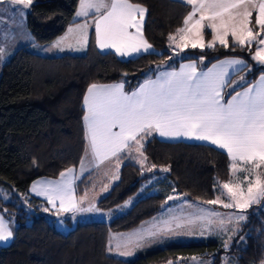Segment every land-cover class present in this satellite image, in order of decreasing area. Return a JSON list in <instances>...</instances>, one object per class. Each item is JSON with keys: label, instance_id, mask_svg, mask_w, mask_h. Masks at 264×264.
<instances>
[{"label": "trees", "instance_id": "obj_1", "mask_svg": "<svg viewBox=\"0 0 264 264\" xmlns=\"http://www.w3.org/2000/svg\"><path fill=\"white\" fill-rule=\"evenodd\" d=\"M132 2L141 3L148 10L144 33L155 52L133 58L102 52L92 28L83 52L48 56L22 46L2 65L0 185L16 191V202L20 204L5 202L17 208L18 225L12 242L0 247V264H177L193 257L211 258L212 264H223L227 256L238 264L264 262V201L244 210L247 220L227 249L224 242L212 238L141 249L133 258L108 251L110 232L137 227L161 211L174 191L193 201L215 199L217 184L231 176L230 159L209 145L149 138L143 151L148 166L155 164L157 169L142 173L138 163L126 160L118 180L97 201V206L108 209L125 202L155 175L159 190L139 197L125 213L110 221H80L63 232L57 228L56 210L31 194L30 186L36 178H56L81 162L87 144L83 99L91 84L122 81L125 91L131 92L149 76L155 77L164 68H177L182 61L197 60L201 67H207L226 56L246 59L251 71L243 86L264 72V67L255 65L252 59L253 48L235 45L230 37L227 47L216 44L213 48H186L174 55L169 37L183 27L190 6L177 0ZM78 4L79 0H35L27 13L35 41L50 43L61 37L76 22ZM251 20H255L254 13ZM204 39L207 44L211 41L207 27ZM199 57L204 58L202 63ZM240 88L235 87V91ZM229 93H234L230 84L225 88V99ZM162 167L170 171H158ZM89 179L85 176L77 183L78 195L88 189ZM46 208L51 210L45 211Z\"/></svg>", "mask_w": 264, "mask_h": 264}, {"label": "snow or ice", "instance_id": "obj_2", "mask_svg": "<svg viewBox=\"0 0 264 264\" xmlns=\"http://www.w3.org/2000/svg\"><path fill=\"white\" fill-rule=\"evenodd\" d=\"M13 6H23L27 9L33 0H8ZM192 6V11L184 20V26L177 30L176 36H170V47L174 55L177 49L191 47L213 48L216 43L227 47L229 34L240 46L256 42L258 47L252 57L258 66L264 67V0H184ZM253 10L258 15L255 24L259 32L250 27ZM147 8L132 0H79V10L76 17L84 18L82 23L68 29L75 44L83 49L88 43L89 28L94 25L95 42L104 52L113 50L121 57H132L141 53L150 54L153 45L144 38L143 25ZM197 14H199L197 18ZM89 17L91 18L89 20ZM207 27L213 33V39L207 45L203 39V29ZM66 35L54 47L60 48L66 43ZM69 48L73 44L68 43ZM4 49L0 48V54ZM171 59V57H169ZM202 63L204 58H198ZM161 67L160 65L157 66ZM244 67L246 61L240 59L221 60L210 68L201 71L197 62L181 64L179 70L160 71L153 79L151 76L143 80L135 90L124 91V83L112 85L92 84L84 96L86 113L83 117L86 124L87 150L96 167L105 162H115L119 169L121 155L133 156L144 171L152 172L157 165L144 168L147 157L144 155V144L148 138L157 134L163 140L180 138L206 142L219 150H225L230 158V169L233 177L237 173H245L246 189L239 183H223L226 190L224 203L219 197L202 203L221 204L226 209H237L238 213L224 214L207 210L203 207L189 215H174L168 209L169 217L153 218V222L126 236L118 238L113 246L111 242L108 251L119 252L123 256H132L137 249L154 242H163L171 236L188 235L192 231L181 232L180 229H190L199 223L200 236L213 234L215 231L227 233L238 231L236 225L247 220L244 210L252 205H259L264 200V72L255 83H247L241 76L238 81H231L235 94L229 93L225 101L223 90L231 80V76ZM251 71V68H249ZM243 87V91H235V87ZM243 164L241 168L238 165ZM85 171L84 160L80 162V172ZM161 172L170 171L167 167L158 169ZM75 168L69 167L60 173V179L40 183L39 193L47 197V202L55 209V214L99 212V209L89 200L84 203L87 193L77 199L74 195V181L77 179ZM106 191L107 188L105 187ZM33 192L37 191L34 184ZM186 197V194H185ZM179 196L169 195V201L179 199ZM185 205L193 207L185 198ZM58 205V207H57ZM50 211L51 209H44ZM13 236L7 227L3 216H0V241H7ZM229 236V240H231ZM228 242L224 244L228 248ZM122 250V251H121ZM195 260V258H192ZM169 264H172L169 261Z\"/></svg>", "mask_w": 264, "mask_h": 264}, {"label": "rangeland", "instance_id": "obj_3", "mask_svg": "<svg viewBox=\"0 0 264 264\" xmlns=\"http://www.w3.org/2000/svg\"><path fill=\"white\" fill-rule=\"evenodd\" d=\"M34 1L35 0H33V2ZM30 6H28L27 9H24L23 16H21L20 9L23 6H13L8 2V0H0V48L4 49V53L0 54V75H1L2 65L4 64V62L7 61L12 56V54L18 48L22 46H26L33 51H36L38 53L48 55V56L62 55L63 53H66V52L80 53L82 50L79 48L78 45L75 44V41L72 39V34H69L68 31L65 33V35H63L62 37H59L54 42L40 43V42L35 41L33 34L30 31L28 24H27V13L29 11ZM66 35L68 36L67 42L62 43L60 48L54 47V45L58 41H60L62 38H64ZM171 36H176L177 42H180L178 34L171 35ZM68 43L73 44V47L69 48L67 46ZM169 45H170V41H169ZM173 47H175V45H172L170 48L172 49ZM177 52H180V50L177 49ZM255 65H257V62H255ZM132 159L133 161L138 163L134 155ZM102 168L103 170H99L94 175L92 174L93 176L92 175L90 176L88 189H86L85 192L81 196L78 195L77 197V199H79L80 197L84 196L85 193H87V199L85 200L84 206L87 207L88 201L90 200L95 205V207L99 209V212L62 213L60 216H57V219H56L57 228L59 230L63 232H67L70 229H72L77 222H80V221H90V220L110 221L113 218L117 217L118 215L125 213L139 197L155 193L159 190L158 186H155L156 180H157V176L155 175L151 179L144 182L142 187L135 194H133L130 198H128L125 202L113 208H108V209L101 208L97 206V201L102 196L107 194L108 191L112 188V186L116 183V181L118 180L119 171H120V169L119 170L116 169L115 162H111V163L107 162L103 165ZM144 168H149L147 164V160L145 162ZM244 176H245V173L239 172L236 174L235 177L231 178L230 176V178L227 181L218 183L216 186V193L218 192V194L217 196L215 195V199L219 197L221 200L224 201V203H229L230 201L226 198V190H223L221 188V185L223 183H232V184L239 183L246 189L247 184L244 181ZM105 187L107 188L106 191L104 190ZM170 195L181 196V194L176 191H174ZM0 198L3 201V203L0 204V216H3V219L7 227L10 228V230L13 233V236L9 240L0 241V247H1V246L8 245L12 242L16 227L18 225L17 215H16L17 208L11 207L5 204V202L7 203L15 202V204L17 205H19L20 202H16L18 198L16 191L4 188L1 185H0ZM174 201L175 200L169 201L167 205L168 206L172 205L171 203H173ZM263 201L264 200H262L261 203ZM21 203L25 205V202H21ZM204 204L208 206L205 209L211 210L214 212H220L224 214L239 212V210L234 209V208L226 209L221 204H216V206L212 204H207V203H204ZM192 205L193 207L191 208H189L188 206L180 207L177 205L176 207L172 206L170 208H172V214L174 215H181V214L189 215L191 213L196 212L198 208L202 207L199 205L194 206V203ZM165 206L166 205H164V207ZM9 211L11 212L9 213ZM160 214L161 215L158 217V219L159 218L167 219L169 217L168 211H163ZM244 214L246 215L245 212ZM152 222H153V219H151L150 221H145L144 223L139 224V226L136 229L134 230L129 229L131 231L126 230L122 232H110L109 243L111 242V244L114 246L115 243L118 242V238L121 237L122 235L126 236L128 234H131L134 231L141 229L142 227L149 226ZM242 223L243 221L240 222L238 225H236L238 230ZM228 227H229V231L227 233H223V232L215 231V226H213L214 228L213 234H208L206 232L204 236H200L199 233L201 230V225L197 223L191 226L190 229H187V228L180 229L181 232H185L188 230L192 231L193 234L191 236H188V235L171 236L168 239L164 240L163 242H154L143 248L137 249L132 256H123L115 250L111 251L110 253L117 255V256H122L124 258H133L136 255H138L141 249L153 248L157 246L164 247L171 243H189L192 241H206L212 238L219 239L222 242H224V244L227 241L228 245L230 246L237 231L233 233L231 231L232 225H229ZM229 236L232 237L231 240H229ZM165 264H169V262ZM177 264H212V259L195 257V260L191 259L187 262L177 263ZM223 264H238V263L232 257L227 256L224 259ZM262 264H264V262Z\"/></svg>", "mask_w": 264, "mask_h": 264}, {"label": "crops", "instance_id": "obj_4", "mask_svg": "<svg viewBox=\"0 0 264 264\" xmlns=\"http://www.w3.org/2000/svg\"><path fill=\"white\" fill-rule=\"evenodd\" d=\"M177 1H180V2H183V3H185L184 2V0H177ZM133 3H136V2H133ZM139 4H141V3H139ZM143 7H145L143 4H141ZM190 6V5H189ZM146 8V7H145ZM79 10V4H78V7H77V9H76V12ZM192 11V6H190V11H189V13ZM76 12H75V16H74V19L76 20V22H74V23H72V24H70L68 27H67V29H66V31H65V33L68 31V29L69 28H71V27H74L75 26V24H77V23H82L83 22V20H84V18H80V17H76ZM189 13L187 14V16L189 15ZM253 13H254V16H255V20H256V17H257V15H258V13H257V11H255V10H253ZM146 15H147V13H146ZM186 16V17H187ZM198 16H199V14H197V18H198ZM185 17V18H186ZM91 18L89 17V20H90ZM145 20H146V16H145ZM185 20V19H184ZM255 20L251 23V25H250V27H252L253 28V31L254 32H259V27L255 24ZM144 24H145V21H144ZM183 26H184V24H183ZM92 28H94V25L93 26H91L90 28H89V33H88V38H89V34H90V31H91V29ZM205 29V28H204ZM204 29H203V39H204ZM211 31V30H210ZM65 33L63 34V35H65ZM143 34H144V38L147 40V38H146V36H145V33H144V25H143ZM63 35H61V37L63 36ZM213 35H214V33L211 31V41H212V39H213ZM231 38L232 39V41H233V43L235 44V45H239V44H237L236 42H235V40H234V38L231 36V34H229V36L227 37V39L228 38ZM260 38H264V34H261L259 37H258V39H260ZM148 41V40H147ZM210 41V42H211ZM204 42H205V44L207 45V43H206V41H205V39H204ZM209 42V43H210ZM148 43H150L149 41H148ZM151 44V43H150ZM216 44H219V42H217ZM240 46V45H239ZM245 47H247V48H253V51H252V57L254 56V54H255V52H256V50H257V47H258V45H257V43L256 42H253L251 45H248V44H245L244 45ZM97 47H98V45H97ZM86 48V47H85ZM85 48H83L82 50H81V52H83L84 50H85ZM189 48H191V47H189ZM98 49H99V47H98ZM153 49H154V51L153 52H155L156 51V49L153 47ZM100 50V49H99ZM101 51V50H100ZM107 51H112V52H114L113 50H106V51H104V52H107ZM141 54H144V53H141ZM141 54H139V55H141ZM118 55V54H117ZM119 56V55H118ZM136 56H138V55H134V56H132V57H121V56H119V57H121V58H133V57H136ZM229 59H240V60H243V61H246V59H244L243 57H239V56H226V57H223V58H221V59H218V60H216V61H214L213 63H211L209 66H207V67H201L200 65H199V62L197 61V60H186V61H182L180 64H179V66L177 67V68H164V69H161V70H159L158 72H160V71H170V70H173V69H175V70H179V68H180V65L181 64H188V63H190V62H192V61H196L197 62V67H198V69L199 70H201V71H205L207 68H210L211 66H212V64H216V63H218L219 61H221V60H229ZM254 62H256L255 60H254ZM246 63H247V61H246ZM247 65H248V63H247ZM249 71V67H244L243 68V70L242 71H239V72H237L236 74H234V75H232L231 76V80L228 82V84H230L231 86H233V84L231 83V81H238L239 79H240V77L241 76H243V77H245V80H247V76H248V72ZM261 74V73H260ZM260 74L256 77V79L254 80V81H252L251 83H255L256 82V80L258 79V77L260 76ZM155 77H153V79H154ZM122 81H115V82H107V83H93V84H98V85H112V84H117V83H121ZM227 84V85H228ZM92 85V84H91ZM227 85H226V87H227ZM249 86V84H247V85H245V86H243V87H248ZM225 87V88H226ZM243 87H241L240 89H238L237 91H243ZM89 88V87H88ZM87 88V89H88ZM225 88H224V90H223V94H224V96H225ZM124 91H125V89H124ZM87 94V90H86V92H85V95ZM232 94H235V92L234 93H232ZM84 95V96H85ZM230 97H228V98H226L225 99V97H224V99H225V101H227L228 99H229ZM83 101H84V99H83ZM83 106H84V103H83ZM84 109H85V113H86V108H85V106H84ZM85 115V114H84ZM83 124H84V129H85V135H86V124H85V121H84V119H83ZM153 136H157L160 140H163V138H161V137H159L157 134H153ZM152 137V136H151ZM151 137H149V138H151ZM148 138V139H149ZM163 141H166V140H163ZM168 142H180V141H182V142H188V143H197V144H205V145H208L206 142H201V141H196V140H191V139H185V138H180V139H176V140H167ZM86 142H87V139H86ZM87 147H88V145L86 144V149H85V152H84V154H83V157H82V159L84 160V167H85V171H84V173L83 174H81V172H80V163H79V165L77 166V167H74L75 168V175H76V177H78L75 181H74V188H75V193H74V195L76 196V197H78V191H77V188H78V186H77V183L83 178V177H85V176H91L92 174L94 175L97 171H99V170H103V165L102 166H100V167H96L95 166V162L94 161H92L91 160V158H90V156H86L85 155V153H86V150H87ZM212 147H214V148H216L215 146H212ZM217 149V148H216ZM219 150V149H218ZM220 151H222V152H224V153H226V151L225 150H220ZM132 157L133 156H128V155H121V157H120V163H119V169L121 168V166H122V164L126 161V160H133L132 159ZM81 159V160H82ZM230 159V158H229ZM105 163H107V162H105ZM231 163V162H230ZM238 167H241V168H243V167H245L243 164H240V165H238ZM118 169V170H119ZM105 170V169H104ZM64 171H66V170H64ZM230 171H231V169H230ZM92 175V176H93ZM233 176H232V173H231V178H232ZM60 179V175L58 176V177H56V178H53V177H47V176H41V177H38V178H36L32 183H31V186H30V192H31V194H33V195H35V196H37V197H39V198H41V199H43V200H45V201H47V197L46 196H44V195H40V194H38L39 193V189H40V183L41 182H46V181H54V180H59ZM36 185V187H37V191L36 192H33L32 191V188H33V185ZM217 194H218V192L216 193V196H217ZM81 196V195H80ZM180 198L179 199H176L173 203H171L172 205H166L165 207H163V209L159 212V213H157L156 215H154L153 217H151V218H149V219H147V220H145V221H150L151 219H153V218H158L161 214V212H163V211H168V209L170 208V207H172V206H175L176 207V205L177 206H187V205H185V203H184V200H185V198L188 200V202H189V204H193L194 203V206L195 205H199V206H202V207H204V208H207L208 206H206V204H204V203H201V202H199V201H193V200H190V199H188L187 197H185L184 195H182L181 194V196H179ZM49 204V203H48ZM49 206L52 208V206L49 204ZM57 207H58V205H57ZM53 209V208H52ZM172 209V208H171ZM145 221H143L142 223H144ZM141 223V224H142ZM139 226V225H138ZM137 226V227H138ZM137 227H135V228H133V229H131V230H134V229H136ZM131 230H128V231H131Z\"/></svg>", "mask_w": 264, "mask_h": 264}, {"label": "water", "instance_id": "obj_5", "mask_svg": "<svg viewBox=\"0 0 264 264\" xmlns=\"http://www.w3.org/2000/svg\"><path fill=\"white\" fill-rule=\"evenodd\" d=\"M123 74H125V75H126L127 73H123Z\"/></svg>", "mask_w": 264, "mask_h": 264}]
</instances>
